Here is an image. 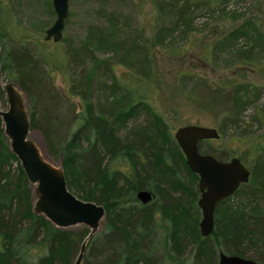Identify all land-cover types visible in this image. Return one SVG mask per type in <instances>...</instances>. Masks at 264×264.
<instances>
[{
	"label": "trees",
	"instance_id": "trees-1",
	"mask_svg": "<svg viewBox=\"0 0 264 264\" xmlns=\"http://www.w3.org/2000/svg\"><path fill=\"white\" fill-rule=\"evenodd\" d=\"M1 1L2 80L15 81L26 94L30 127L42 133L47 154L61 161L68 189L78 198L101 204L105 209L102 229L88 239L82 264H217L220 251L264 264V211L253 199L256 189L264 193V136L254 146L259 155L251 165L249 181L233 193L239 195L250 188L249 195L245 194L251 205L241 207L230 202L231 197L220 201L214 212V229L203 237L198 228V176L185 164L168 123L150 100L142 97L148 92L146 87L151 86V77L142 79L132 74L125 78V89L110 64L96 55V44L106 40L111 49L130 55L139 48V33L120 34L122 27L109 13L107 24L87 33L79 47L61 49L59 56L58 43H52L54 50L50 49L45 38L42 42L7 38ZM153 1L158 13L153 42L162 48H169L168 39L174 34L188 37L195 30L197 11H204L202 16L218 11V7L209 9L208 1L202 0ZM42 2L49 15H54L51 0ZM220 10L221 19L241 21L231 20L235 25L222 27L230 30L225 33L214 29L218 38L206 45L202 58L207 60L208 54L227 48L228 54L234 53L235 63L244 60L246 68L258 64L262 67L264 1L256 14L247 17H234L223 7ZM207 19L200 30H205ZM48 24L43 22L39 29ZM241 39L245 40V48L240 46ZM198 40L193 39V43ZM254 40L259 43L253 44ZM61 41L65 39L62 37ZM190 49L191 46L182 45L170 53L185 60ZM62 54L69 68L77 69L86 60L91 62L79 69L77 78L72 77L69 94L58 91L50 79L52 72L60 68L57 60ZM120 57L116 63L123 62ZM143 70L137 71L144 73ZM189 76L187 79L193 81L196 75ZM202 86L213 92L215 101L228 104L229 113L219 123V135H241L247 131L243 128L259 121L257 112L250 122L243 119L245 110L258 96L252 94L253 88L246 82L211 87L202 81ZM94 90L99 91L95 103L90 99ZM122 90L124 93H119ZM70 95L81 99L80 111H76ZM139 111L147 113L144 122L129 125ZM261 112L264 115V106ZM260 125L264 126L261 122ZM198 149L219 161L230 159L228 153H217L206 140L199 142ZM239 159L242 161V157ZM252 185L255 186L249 187ZM141 189L150 190L154 198L141 203L136 196ZM78 244V232L58 228L33 210L31 187L0 123V264H69Z\"/></svg>",
	"mask_w": 264,
	"mask_h": 264
},
{
	"label": "rangeland",
	"instance_id": "rangeland-1",
	"mask_svg": "<svg viewBox=\"0 0 264 264\" xmlns=\"http://www.w3.org/2000/svg\"><path fill=\"white\" fill-rule=\"evenodd\" d=\"M202 1H208L209 9L218 7V11L214 15L207 14L203 16L201 13L204 11H197L195 30L188 37L174 34L172 38L168 39L167 44L170 42L169 48H162L153 42L158 24V13L154 8L153 0H69L68 17L65 20L63 29L65 41H46L50 49L53 48L52 43H58L57 53L60 56L62 51L68 50L70 47H79L87 33H94L97 28L107 24L106 18L109 13H112L117 18L118 26L122 27L120 34L126 33L128 36H132L133 32L139 33V48L130 53V55H124L123 51L111 49L109 40H106L99 43V45L96 44V55L99 59L105 60V64L106 62L110 64L113 73L125 89L127 87L125 78L130 77L132 74L142 79L147 78L145 76L151 77V86L146 87L148 92L144 93L142 97L149 99L154 108L163 116L172 135L176 129L185 125L213 127L219 131L218 126L221 119L229 113L228 104L222 101H215L212 96L213 92L206 91V88L202 86V81H205L206 85L211 87L222 86L225 83L234 81L238 83L246 82L251 89L253 88L254 92L252 94H258V96L254 100L255 103L245 110L243 119L246 122H250L252 116L254 117L257 112L259 121L264 124V115L261 112V107L264 106V65L261 67L258 64V67H251L252 69H250L243 66L244 60L235 63L234 53L228 54L227 48L217 50L221 51V53L208 54L207 60L202 58L203 53L206 52L204 50L206 45L218 38V34L214 32V29L225 33L230 30L227 28L222 29V27L229 25L234 27L235 25L230 23L231 20L236 21V23L241 21L239 18L236 20L228 17L221 19L223 16L220 9L222 7L225 9L224 12L231 13L234 17H240L243 14L247 17L248 15L256 14L260 2L264 0H226V2L221 4L218 3L219 0ZM1 2L3 6L2 21L5 22L4 32L7 38H13L14 36L18 40L21 38H30L40 42L44 40L45 30L53 22L55 14L49 15L42 0H2ZM207 17L208 24L205 30L202 31L200 29L203 26L200 25ZM45 21H48L49 24L39 29ZM197 38L199 40L193 43V39L196 40ZM239 43L240 46L246 47L244 39H241ZM258 43L257 40L253 42L256 45ZM182 45L192 47L185 55V60H182V56H175L170 53L172 49L178 50ZM220 48H224V46ZM261 50L264 51V47L261 46ZM120 55H123V57H120ZM118 57L123 60L122 63H116V61H119ZM60 58L59 60L62 62L57 60L60 63V68L52 72L50 79H52L53 86L58 91L62 94H69L68 86L72 77L76 76L77 78L79 69L84 66L88 67L91 62L86 60L81 66L74 69L72 67L69 68L68 64H66L64 54ZM141 68L144 69V73L137 71ZM190 74L196 75L193 77V81H191V78L187 79V77H191L189 76ZM7 82L11 81L2 80L0 84L2 109H6L7 105L3 89ZM12 82L15 83V81ZM15 84L18 85L17 83ZM123 91H119V93L122 94L124 93ZM98 94L99 91L94 90L90 98L91 101L95 103ZM69 98L76 104V111H80L83 104L81 99L75 95H70ZM130 101L131 99L129 98L127 104ZM145 114L147 113L139 111L138 117L130 119L128 124H142ZM259 121H254L249 127L243 128L247 129V131L244 133L240 132L241 135L227 132L223 136L220 135L218 139L206 140L207 144L211 148L216 149L217 153L220 151L228 153L230 158L242 157V162L250 170L251 165L255 164L254 161L259 155L254 151V146L258 144V141L262 142L264 136V126H261ZM29 137L47 158H50L62 168L59 159L53 160L47 154L44 137L38 129L32 128ZM33 188L31 187L32 202L36 198ZM249 190L250 188L244 189L246 194L249 193ZM245 193L235 196L232 194L230 202H234L241 207H248L251 205V200L248 198L249 194L246 195ZM254 198L258 209L264 211V193L256 189ZM103 221L104 219L101 221L98 231L102 229ZM71 229L79 233V244L69 264L74 261L81 242L89 233V228L83 224L73 226Z\"/></svg>",
	"mask_w": 264,
	"mask_h": 264
},
{
	"label": "water",
	"instance_id": "water-1",
	"mask_svg": "<svg viewBox=\"0 0 264 264\" xmlns=\"http://www.w3.org/2000/svg\"><path fill=\"white\" fill-rule=\"evenodd\" d=\"M51 4L55 18L46 28L44 38L59 42L63 37L65 20L68 17L69 0H51ZM1 82L0 65V84ZM3 89L7 105L6 109H2L0 102V123L11 152L17 157L30 186L34 187L36 198L33 201V210L58 228H71L79 224L89 228L88 235L81 242L78 253L71 263L82 264L87 241L98 232L99 225L105 218V209L101 204L78 198L68 189L63 169L47 158L29 137L32 129L26 94L12 81L7 82ZM173 136L185 157V164L198 176L197 205L201 212L199 231L206 237L214 229L216 205L230 197L241 184L249 181L250 170L239 157L219 161L212 154L199 152L200 141L219 138L216 128L185 125L176 129ZM136 196L143 204L154 198V194L147 189L139 190ZM217 264L259 263L254 258L220 251Z\"/></svg>",
	"mask_w": 264,
	"mask_h": 264
}]
</instances>
